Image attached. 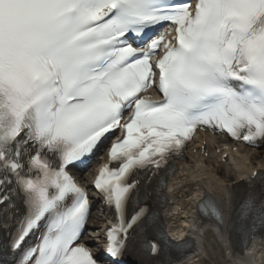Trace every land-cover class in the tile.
<instances>
[{
    "label": "snow or ice",
    "instance_id": "6c2138e0",
    "mask_svg": "<svg viewBox=\"0 0 264 264\" xmlns=\"http://www.w3.org/2000/svg\"><path fill=\"white\" fill-rule=\"evenodd\" d=\"M202 129L264 143V0H0V264H137L129 176Z\"/></svg>",
    "mask_w": 264,
    "mask_h": 264
},
{
    "label": "bare ground",
    "instance_id": "6f19581e",
    "mask_svg": "<svg viewBox=\"0 0 264 264\" xmlns=\"http://www.w3.org/2000/svg\"><path fill=\"white\" fill-rule=\"evenodd\" d=\"M246 155L245 159H252L249 157L250 154ZM256 157L255 160L258 162L264 160V156L262 155H257ZM191 159L192 161L184 164L185 168L174 177V184H177V187H175L177 190L175 193L172 192L173 194L170 198L177 202L180 201L183 206H187L190 204L191 199L185 200L190 195L185 189L186 187L190 188L193 183L189 180L195 181L196 178H201L203 184L209 189L212 191L214 189L216 190V196L223 209V222L221 224L215 221L201 224L193 221L197 224L199 232L193 233L192 235L195 234L199 238V242L195 243L193 239L188 238L186 252L179 256L174 255V261L169 264H187L188 260L191 261V264H264V237L257 239L245 256L235 254L230 250L229 245H226V243L228 244L230 236V238L232 236L234 237L236 243H239L242 239L241 237H243V224L238 221L239 215H236L238 204L236 203L235 196L247 194L248 196H253V192L250 191L260 188L258 183L252 182L248 184V182H240L239 176L248 170L247 161L246 163H240L239 170H235L230 164L223 163L221 156L205 161L198 154H192ZM193 162L194 165H192ZM233 181H237L236 186H232ZM215 182L216 186H213ZM226 182L230 183L227 184ZM183 184L186 185L180 188V185ZM194 184L196 185L197 183ZM173 191L175 190L173 189ZM229 195L231 199H228ZM167 203L160 219L162 222L170 225L182 219L183 215H177L172 210L171 204ZM171 217L172 219H169ZM259 248L261 251L258 254L256 250ZM238 251L241 253V248H238Z\"/></svg>",
    "mask_w": 264,
    "mask_h": 264
}]
</instances>
